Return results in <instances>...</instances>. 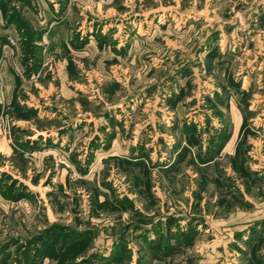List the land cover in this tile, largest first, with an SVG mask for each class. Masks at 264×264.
Returning a JSON list of instances; mask_svg holds the SVG:
<instances>
[{"label":"rangeland","instance_id":"1","mask_svg":"<svg viewBox=\"0 0 264 264\" xmlns=\"http://www.w3.org/2000/svg\"><path fill=\"white\" fill-rule=\"evenodd\" d=\"M0 264H264V0H0Z\"/></svg>","mask_w":264,"mask_h":264},{"label":"trees","instance_id":"2","mask_svg":"<svg viewBox=\"0 0 264 264\" xmlns=\"http://www.w3.org/2000/svg\"><path fill=\"white\" fill-rule=\"evenodd\" d=\"M172 247V246H171ZM158 249V248H157ZM154 252H158L156 249L153 250ZM171 254L169 253L167 256H170ZM156 258V256H154Z\"/></svg>","mask_w":264,"mask_h":264}]
</instances>
